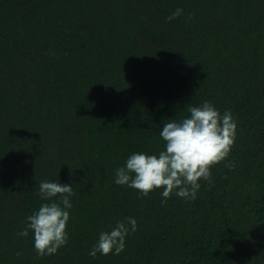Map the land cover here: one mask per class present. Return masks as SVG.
<instances>
[{
	"label": "trees",
	"instance_id": "obj_1",
	"mask_svg": "<svg viewBox=\"0 0 264 264\" xmlns=\"http://www.w3.org/2000/svg\"><path fill=\"white\" fill-rule=\"evenodd\" d=\"M205 101L238 127L195 199L115 183ZM41 181L73 188L43 257L19 235ZM129 217L123 252L89 254ZM0 264H264V0H0Z\"/></svg>",
	"mask_w": 264,
	"mask_h": 264
},
{
	"label": "clouds",
	"instance_id": "obj_2",
	"mask_svg": "<svg viewBox=\"0 0 264 264\" xmlns=\"http://www.w3.org/2000/svg\"><path fill=\"white\" fill-rule=\"evenodd\" d=\"M182 14L176 9L166 19L172 21ZM189 116L165 122L160 130L164 148L156 154L132 153L125 165L116 169L115 183L137 190L141 198L162 189V203L173 193L178 197L195 199L200 181L211 180V169L225 161L236 141L237 121L230 111L221 114L209 101L188 108ZM232 167L231 163L225 165ZM73 188L60 181H41L39 196L42 201L30 215L19 235H34L38 256H51L68 243L69 209L73 207ZM130 226V227H129ZM137 230V221L129 217L118 221L111 231L101 232L90 255L97 253L119 255L125 249V239Z\"/></svg>",
	"mask_w": 264,
	"mask_h": 264
}]
</instances>
